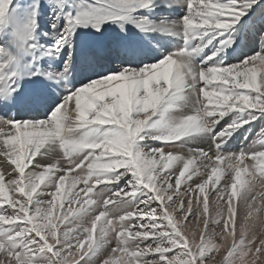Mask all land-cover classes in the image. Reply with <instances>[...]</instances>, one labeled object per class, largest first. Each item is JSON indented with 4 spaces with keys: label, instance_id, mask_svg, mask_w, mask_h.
Here are the masks:
<instances>
[{
    "label": "snow or ice",
    "instance_id": "6c2138e0",
    "mask_svg": "<svg viewBox=\"0 0 264 264\" xmlns=\"http://www.w3.org/2000/svg\"><path fill=\"white\" fill-rule=\"evenodd\" d=\"M253 5L0 0V264H264V30L242 23ZM113 25L175 43L157 56L87 39ZM242 30L260 47L233 58ZM121 53L141 59L103 66ZM79 65L92 75L76 86Z\"/></svg>",
    "mask_w": 264,
    "mask_h": 264
},
{
    "label": "rangeland",
    "instance_id": "374dc122",
    "mask_svg": "<svg viewBox=\"0 0 264 264\" xmlns=\"http://www.w3.org/2000/svg\"><path fill=\"white\" fill-rule=\"evenodd\" d=\"M41 3H43V0H41ZM171 13L170 9H164L161 11L160 9L156 10L157 16H168ZM245 25H252L255 24L256 30H264V0H258V5H253V10L249 13V17L244 18L242 21ZM43 27H47V23L45 22L43 24ZM128 31L127 33H121L119 29L115 28V26H111L109 29V34L101 37L99 34H94L89 36L87 39L89 41H101L109 38L114 39H121V38H127L130 40H136L139 41L145 49L149 52L150 55H159L160 52L164 49L170 48L174 45V41L170 40L167 37H153L152 35H144L142 33H139L136 31L135 28H133L131 25L126 26ZM240 25H237V28H240ZM86 32H90V29L82 30ZM158 41V46L157 45ZM260 47L259 41L256 40V38L253 36L251 31L242 30L240 32V38H239V47L237 48L236 45H233V48H236V51L233 52L232 49L227 50V55H230L233 58H239L242 57L245 54H249L251 51H254L255 49ZM122 54V53H121ZM120 54V55H121ZM120 55L113 54L111 59H114L115 61H112L110 63L109 61L105 63L103 66L105 68H116L118 66V61L120 59H132L134 62L139 61L141 57H126L123 55V57H120ZM144 62H148L147 59L144 60ZM226 62H228L226 58ZM55 66V65H54ZM92 75V72L89 68L79 65L76 70H74L71 75L69 76V80H71L76 86H78L80 83L86 82ZM45 83H49L45 81ZM48 91L51 93V96L48 98V102H51V100L55 99L56 102H58V98L60 93L63 92V89L60 88L56 84H52L51 87L48 89ZM46 107V104L39 105L36 108L32 110V114H35L36 112H44V108ZM30 113L28 111H24L21 113L25 118ZM46 114V113H45ZM260 125H257L256 129L253 128L249 131V137H248V143H251L252 141L259 142L260 137L257 136V132L259 131ZM243 137L241 134H237L236 139H234L231 142L232 150L238 151L239 147L241 146V143L243 141ZM246 146V144L244 145ZM71 177H69L70 179Z\"/></svg>",
    "mask_w": 264,
    "mask_h": 264
}]
</instances>
